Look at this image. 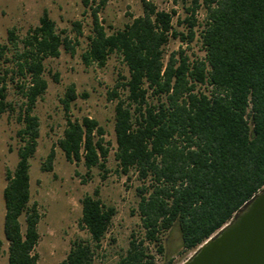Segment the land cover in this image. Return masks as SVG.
<instances>
[{"label": "trees", "instance_id": "16d2710c", "mask_svg": "<svg viewBox=\"0 0 264 264\" xmlns=\"http://www.w3.org/2000/svg\"><path fill=\"white\" fill-rule=\"evenodd\" d=\"M108 1L80 0L91 17L80 58L85 66L103 67L114 53L127 69V76L119 74L106 94L116 100L118 172L128 176L134 171L142 182L136 187L142 236L131 235L115 264H154L151 251L165 256L163 239L172 228L179 231L182 250L194 251L264 190V0H180L185 16L177 22L184 31L173 27L174 10L140 0L142 14L111 32L99 16ZM72 25L79 35L80 21ZM195 36L203 57L190 59L180 47L165 58L171 38L188 46ZM7 40L9 45L0 44V114L14 109L7 100L8 82L23 99L17 115L22 123L16 132L18 160L12 171L6 170L3 188L7 264H37L40 213L35 202L29 205V158L39 135L33 108L47 88L44 59L58 57L60 47L74 54L78 42L56 31L46 10L20 39L8 29ZM76 97L70 83L60 98L62 134L41 169L52 170L57 146L67 162L107 172L105 129L89 116L71 119ZM98 195L96 188L81 199L79 224L89 239H73L59 264H94L115 214Z\"/></svg>", "mask_w": 264, "mask_h": 264}, {"label": "rangeland", "instance_id": "374dc122", "mask_svg": "<svg viewBox=\"0 0 264 264\" xmlns=\"http://www.w3.org/2000/svg\"><path fill=\"white\" fill-rule=\"evenodd\" d=\"M151 1L159 10H174L173 27L178 31L185 30L184 25L177 22L185 16L180 0ZM43 10L55 22L56 31H62L69 38L77 39L78 44L74 54L60 47L58 57L44 59L43 77L47 88L36 100L33 108V114L39 121V135L35 152L29 158V205L35 202L40 213L37 224L39 239L34 249L38 255L37 264H59L69 251L73 239H89L88 232L79 224L81 199L87 193L92 194L96 188L102 202L115 208V214L100 249L95 253L94 264H115L126 251L131 235L142 236L136 210V187L142 182L134 171H130L128 176L118 172L114 158L116 143L113 131L116 100H108L106 94L119 74L127 76V69L114 53L103 67L95 64L85 66L82 63L80 55L88 44L91 17L80 0H0V44L9 45L7 31L11 28L19 39L22 38L29 28L38 24ZM141 14L140 0H109L99 12L107 32L122 28L132 17ZM203 17L204 12L200 10L198 21L201 22ZM74 21L81 23L79 35L73 28ZM196 29L198 31L200 28ZM180 47L185 49L190 59L203 57L201 44L195 36L188 46L178 38H171L164 46L165 58ZM11 52H7V56ZM54 76L57 80H54ZM70 83H74L77 93L70 106L71 119L89 116L95 118L105 129L104 138L110 143L105 163L107 172H102L97 167L87 170L82 162H67L57 146L54 148L52 170L41 169L50 147L62 134L65 119L60 98ZM6 92L7 100L14 109L0 114V264H7V242L3 234L5 172L7 169L12 171L18 160L17 149L20 141L16 132L22 127V123L17 121V115L23 101L14 83H7ZM102 175L105 177L102 178ZM19 221L21 230L24 231V215L20 216ZM163 245L165 256L151 251L154 264H181L193 252L182 250L176 227L163 239ZM150 249L153 250L151 246Z\"/></svg>", "mask_w": 264, "mask_h": 264}, {"label": "water", "instance_id": "95a60500", "mask_svg": "<svg viewBox=\"0 0 264 264\" xmlns=\"http://www.w3.org/2000/svg\"><path fill=\"white\" fill-rule=\"evenodd\" d=\"M181 264H264V190Z\"/></svg>", "mask_w": 264, "mask_h": 264}]
</instances>
